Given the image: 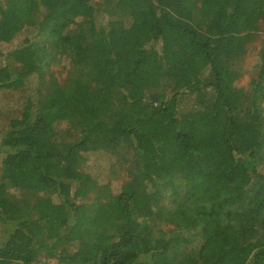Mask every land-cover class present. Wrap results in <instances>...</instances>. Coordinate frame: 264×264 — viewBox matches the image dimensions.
<instances>
[{
	"label": "trees",
	"instance_id": "16d2710c",
	"mask_svg": "<svg viewBox=\"0 0 264 264\" xmlns=\"http://www.w3.org/2000/svg\"><path fill=\"white\" fill-rule=\"evenodd\" d=\"M27 2L0 90L69 68L57 99L28 98L1 131L0 264H264V0ZM12 5L0 0V45L19 31ZM89 153L124 175L116 195L85 171ZM107 201L116 213L82 234Z\"/></svg>",
	"mask_w": 264,
	"mask_h": 264
},
{
	"label": "rangeland",
	"instance_id": "374dc122",
	"mask_svg": "<svg viewBox=\"0 0 264 264\" xmlns=\"http://www.w3.org/2000/svg\"><path fill=\"white\" fill-rule=\"evenodd\" d=\"M101 2V0H99ZM27 0H13V5L11 7V12L8 16V22L14 29H19L15 39L9 44H1L0 49L3 54H6L10 49L14 48L16 45L20 44L24 37L27 35L23 30V26L20 25V6L22 4H27ZM102 22H106L107 18L101 16ZM195 25L202 31H205L212 36L215 35L216 31L212 29V22L210 20H198ZM33 33H31V36ZM264 38V35L262 36ZM257 39L251 42L247 46V52L242 61V75L236 82V87H247L253 73L255 70V65L258 62V53L260 49L261 39ZM3 62L1 61L0 64ZM69 68V62L64 58L51 66L48 71L40 73V75L31 76L25 83L24 87L19 90H0V134L4 129L8 119L14 117L18 114L19 109L25 103L28 98H31L34 102L41 101L47 103L51 99L58 98L60 96L59 85L65 83L67 77V71ZM134 76L130 75L128 80H134ZM264 104V102H263ZM2 155L0 154V160ZM113 163L112 157L105 154L89 153L86 155L85 171L90 173L92 176L96 177L100 184L108 185L110 192L116 195L119 192V186L122 182L124 175L119 176V173H110L109 168ZM109 181L110 184H109ZM54 202V201H53ZM89 202V201H88ZM56 208L57 210L61 207L58 203L52 204L50 208ZM117 211V206L115 202L107 201L104 208L99 213L98 218L93 221L87 217L80 220L76 228L81 230L83 233H97L101 232L102 225L104 221L112 217ZM160 228H163L160 225ZM170 229V227H167ZM13 229L12 225L0 226V244L6 239L9 232ZM198 241H195V245ZM75 245L70 247V250L74 248ZM243 253L247 255V252ZM51 263L54 264L53 261Z\"/></svg>",
	"mask_w": 264,
	"mask_h": 264
}]
</instances>
